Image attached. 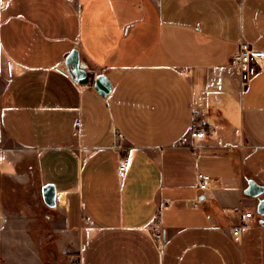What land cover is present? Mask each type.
<instances>
[{
	"label": "crops",
	"instance_id": "1",
	"mask_svg": "<svg viewBox=\"0 0 264 264\" xmlns=\"http://www.w3.org/2000/svg\"><path fill=\"white\" fill-rule=\"evenodd\" d=\"M241 41L264 50V0H3L0 184L39 187L42 200L54 185L42 235L75 264H264L257 199L244 193L248 179L264 185V71L241 85ZM75 48L87 84L54 70ZM193 125L212 134L192 139ZM1 203L0 264H61L34 243L33 214L19 225ZM239 206L255 217L235 238ZM159 211L162 249L148 227Z\"/></svg>",
	"mask_w": 264,
	"mask_h": 264
},
{
	"label": "built area",
	"instance_id": "2",
	"mask_svg": "<svg viewBox=\"0 0 264 264\" xmlns=\"http://www.w3.org/2000/svg\"><path fill=\"white\" fill-rule=\"evenodd\" d=\"M3 0H0V4ZM231 65L234 67L241 85L244 86L250 82L258 73L264 71V50H259L251 46L246 41H241L238 44V48L231 57ZM54 70L66 78H71L70 69L65 65H56ZM7 71L11 75V62L7 61ZM80 124V120L76 122V125ZM212 130L210 126L205 125H193L191 128L192 139L198 136L211 135ZM119 140L122 139V135L118 134ZM191 137L185 135L181 138V143H189ZM230 145V144H226ZM193 146V144L191 145ZM121 146L117 145L115 150L120 153ZM129 165V158L125 155H121L118 164V175L123 178L126 174ZM197 189L207 190L210 187L211 177L208 174L198 172L196 175ZM234 210L239 213V219L237 223L231 228V235L235 238H240L246 231L251 228V222L255 217V214L251 211H245L241 206L235 207ZM149 227V234L156 244L158 249L163 248L164 233L161 224V212L159 211L154 217Z\"/></svg>",
	"mask_w": 264,
	"mask_h": 264
},
{
	"label": "rangeland",
	"instance_id": "3",
	"mask_svg": "<svg viewBox=\"0 0 264 264\" xmlns=\"http://www.w3.org/2000/svg\"><path fill=\"white\" fill-rule=\"evenodd\" d=\"M0 197L2 199V207H7L12 211H15L18 215L19 225H25L26 219L24 212L27 211L32 215L33 221L31 225L35 228V234H33L34 243L41 250V253L47 254V249L52 248L55 253L60 255L61 264H75V258H71L70 251L58 250V243L56 238L48 237V235H42V231L48 227L45 215L50 212V206L46 205L42 198L39 187L36 186H21L15 182L3 181L0 184ZM22 230V229H20ZM24 230V229H23ZM19 244H25L26 238H29L26 234H19ZM61 242V238H59Z\"/></svg>",
	"mask_w": 264,
	"mask_h": 264
},
{
	"label": "water",
	"instance_id": "4",
	"mask_svg": "<svg viewBox=\"0 0 264 264\" xmlns=\"http://www.w3.org/2000/svg\"><path fill=\"white\" fill-rule=\"evenodd\" d=\"M66 66L70 69L71 78L79 84H87L89 76L85 67L81 66L78 49H73L65 59ZM94 89L103 97L108 96L112 90V84L104 73L96 75L93 82ZM247 196L257 199L255 212L261 217V224L264 225V185L253 179H248L247 187L244 190ZM43 201L46 205L55 206V187L53 184H46L42 188Z\"/></svg>",
	"mask_w": 264,
	"mask_h": 264
}]
</instances>
